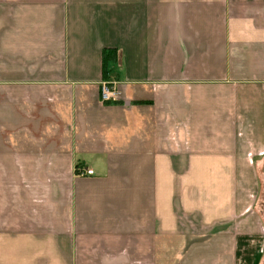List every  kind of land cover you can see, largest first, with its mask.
<instances>
[{
  "label": "crops",
  "instance_id": "0c3cea01",
  "mask_svg": "<svg viewBox=\"0 0 264 264\" xmlns=\"http://www.w3.org/2000/svg\"><path fill=\"white\" fill-rule=\"evenodd\" d=\"M261 172L264 0H0V264H264Z\"/></svg>",
  "mask_w": 264,
  "mask_h": 264
},
{
  "label": "built area",
  "instance_id": "2783aa9c",
  "mask_svg": "<svg viewBox=\"0 0 264 264\" xmlns=\"http://www.w3.org/2000/svg\"><path fill=\"white\" fill-rule=\"evenodd\" d=\"M118 90L112 82L103 81L100 85L99 98L101 102H111L118 98ZM92 169H86L81 174H92Z\"/></svg>",
  "mask_w": 264,
  "mask_h": 264
},
{
  "label": "rangeland",
  "instance_id": "374dc122",
  "mask_svg": "<svg viewBox=\"0 0 264 264\" xmlns=\"http://www.w3.org/2000/svg\"><path fill=\"white\" fill-rule=\"evenodd\" d=\"M257 178L260 187L256 198L259 199L257 200V203H258L259 211L261 212L264 219V172L257 173Z\"/></svg>",
  "mask_w": 264,
  "mask_h": 264
},
{
  "label": "trees",
  "instance_id": "16d2710c",
  "mask_svg": "<svg viewBox=\"0 0 264 264\" xmlns=\"http://www.w3.org/2000/svg\"><path fill=\"white\" fill-rule=\"evenodd\" d=\"M109 50L110 49H105V51L103 52V58H102V61H103V74H104L105 77H106V75L108 73L106 65H107L108 61L113 59V55L109 52Z\"/></svg>",
  "mask_w": 264,
  "mask_h": 264
}]
</instances>
